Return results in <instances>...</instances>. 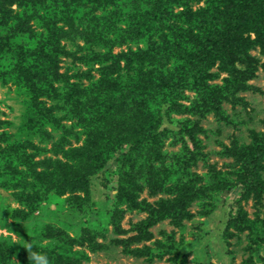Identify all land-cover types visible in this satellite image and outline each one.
Segmentation results:
<instances>
[{
    "label": "rangeland",
    "instance_id": "rangeland-1",
    "mask_svg": "<svg viewBox=\"0 0 264 264\" xmlns=\"http://www.w3.org/2000/svg\"><path fill=\"white\" fill-rule=\"evenodd\" d=\"M242 1L0 0V264H264V0L200 53Z\"/></svg>",
    "mask_w": 264,
    "mask_h": 264
},
{
    "label": "trees",
    "instance_id": "trees-1",
    "mask_svg": "<svg viewBox=\"0 0 264 264\" xmlns=\"http://www.w3.org/2000/svg\"><path fill=\"white\" fill-rule=\"evenodd\" d=\"M212 2H215V4L218 6L217 3L219 2V0H217V1L212 0ZM254 2H255V0H245V1H242L240 3L233 4V5H231V3L229 2V4L231 6L227 7L224 11L218 13L220 15V19H221V28L220 29L215 27V25L213 23H210L208 21H200L203 28H208V29H211L214 31V34L212 36H209L203 40L204 46L202 47L200 53L204 54L205 52L211 50L214 46L218 45L221 48H223L225 51H227V53L229 54V57H230V63L235 65V63L237 61V57L234 56V54H233L234 52H233V47L231 46V41H233L235 39L236 33H238L241 30L240 28L243 25L242 19L245 18L247 12L250 11L251 9H257V8L253 7V5L256 4V3L254 4ZM215 4L211 3L210 8H208V9H210V10L212 9V10L216 11V9L218 7H214ZM30 21L31 20H28L27 18L26 19L22 18L19 20V24H20V26L27 28V27H29ZM261 22L264 23V19ZM143 25H145V27H147L144 22H143ZM54 30L55 29L51 30L50 33L53 32ZM260 39H261L260 41L256 40V42L259 45L262 41L264 43V29L262 30V33L260 34ZM190 59H191V62H194L193 59H196V56H194L193 58L191 57ZM127 61L129 64H131V62H132V60H129V59ZM113 73H116V72L113 71L112 73H108L106 76L102 77V79L97 83V88H99L98 89V92H99L98 96H99V94H100V96L105 94V92L101 88V86H103V85L106 87L108 86L109 89L113 90L114 93H116L117 88H118V84H116V82L114 81V78H112ZM251 77H254L253 71L245 70L242 72L243 81H247L248 78H251ZM108 108L109 109L105 110V112L110 115V111L114 110V108H110V106ZM114 112L115 111H113V113ZM77 115H78V112H77ZM93 124H95V123L93 122ZM149 124H153V123H149ZM150 126L152 127V129L155 128V127H153V125H150ZM148 129L150 130V128H148ZM261 144L262 143L258 144V146H257L258 149H256V151H255L257 155H262V153L264 151V144H262V145ZM252 175H254V173ZM248 184H249L248 187L250 189H253L256 193L261 194V185L255 179V176H252L251 181H249ZM147 208H148L147 210L152 211L150 207H147ZM163 213H165V211H163L161 213L162 215L160 214V216H159L160 219L163 218V215H164ZM159 218L155 217L152 213H150V216L147 219L141 221L138 225H136V228L138 230H141L142 233L146 234L144 237L148 238L150 236V234L146 233L147 229L152 227L156 223V221L159 220ZM141 239L142 238H130L129 241L140 242Z\"/></svg>",
    "mask_w": 264,
    "mask_h": 264
},
{
    "label": "clouds",
    "instance_id": "clouds-1",
    "mask_svg": "<svg viewBox=\"0 0 264 264\" xmlns=\"http://www.w3.org/2000/svg\"><path fill=\"white\" fill-rule=\"evenodd\" d=\"M33 255H36L35 253ZM43 264H48V260L46 257H42Z\"/></svg>",
    "mask_w": 264,
    "mask_h": 264
}]
</instances>
